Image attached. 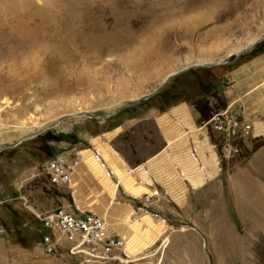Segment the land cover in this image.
Wrapping results in <instances>:
<instances>
[{
	"label": "rangeland",
	"instance_id": "374dc122",
	"mask_svg": "<svg viewBox=\"0 0 264 264\" xmlns=\"http://www.w3.org/2000/svg\"><path fill=\"white\" fill-rule=\"evenodd\" d=\"M185 19L194 24L175 25ZM263 32L264 0H0V146L12 144L0 147V264H264V135L220 151L219 169L181 204L162 197L160 223L100 189L91 206L133 240L127 261L70 252L63 238L42 252L30 211L67 200L45 177L47 158L98 136L140 162L162 145L158 114L187 86L200 91L192 76L213 85Z\"/></svg>",
	"mask_w": 264,
	"mask_h": 264
},
{
	"label": "built area",
	"instance_id": "2783aa9c",
	"mask_svg": "<svg viewBox=\"0 0 264 264\" xmlns=\"http://www.w3.org/2000/svg\"><path fill=\"white\" fill-rule=\"evenodd\" d=\"M158 115L162 145L140 162L127 164L108 140L98 136L85 147L60 150L43 162L48 183L62 187L67 200L42 210L30 209L39 222L41 235L37 245L42 252L52 253L63 238L68 241L70 252H82L92 259L127 261L120 258L121 253L130 256L131 237L110 229L104 212L91 206L97 203L100 189L109 192L107 204L120 189L134 200L127 203L129 216L140 215L152 225L160 223L164 221L158 209L162 197L179 205L187 191L204 184L219 169L220 152L209 142L208 130L218 133L222 156L234 149L235 141L264 135V122L242 119L228 107L199 122L190 117L183 103H176ZM87 173L98 184L96 187L85 185ZM85 188L92 193L86 194Z\"/></svg>",
	"mask_w": 264,
	"mask_h": 264
},
{
	"label": "crops",
	"instance_id": "0c3cea01",
	"mask_svg": "<svg viewBox=\"0 0 264 264\" xmlns=\"http://www.w3.org/2000/svg\"><path fill=\"white\" fill-rule=\"evenodd\" d=\"M217 69L220 77L207 87L204 86V80L192 76V82L200 81V91L194 84L187 86L185 99L176 103H183L195 122L224 107L242 119L264 122V41L247 54ZM207 137L217 148L221 145L217 132L208 130Z\"/></svg>",
	"mask_w": 264,
	"mask_h": 264
},
{
	"label": "water",
	"instance_id": "95a60500",
	"mask_svg": "<svg viewBox=\"0 0 264 264\" xmlns=\"http://www.w3.org/2000/svg\"><path fill=\"white\" fill-rule=\"evenodd\" d=\"M262 36H264V32L262 33V34H260L254 41H256V40H258L259 38H261ZM249 46H246L245 48H248ZM225 62H228L229 60H224ZM215 63H219V61L218 62H215ZM174 73H176V72H174ZM168 76H170V75H167L166 76V78L168 77ZM165 78V79H166ZM164 79V80H165ZM163 80V81H164ZM163 81L156 87V89H158L161 85H162V83H163ZM151 93V92H150ZM150 93H148V94H150ZM148 94H146V96L148 95ZM126 105H128V104H124V105H118V106H116L113 110H112V112H114L115 110H117V109H120V108H123L124 106H126ZM111 112H109V113H105V114H102L101 116H103V115H108V114H110ZM75 114L76 115H91V113H89V112H87V111H80V112H75ZM20 139H18V140H16L14 143H16V142H18ZM8 145H12V144H6V145H3V146H0V147H5V146H8Z\"/></svg>",
	"mask_w": 264,
	"mask_h": 264
},
{
	"label": "bare ground",
	"instance_id": "6f19581e",
	"mask_svg": "<svg viewBox=\"0 0 264 264\" xmlns=\"http://www.w3.org/2000/svg\"><path fill=\"white\" fill-rule=\"evenodd\" d=\"M194 23H190L189 21H187L186 19L185 20H182V21H178V22H176V24L175 25H178V26H180V27H182V28H188V27H190L191 25H193ZM74 115H76V114H74ZM102 182H103V185H105L106 186V184H105V182H104V180H102ZM157 232H159V231H157ZM148 235H149V233H148ZM145 236H147V235H145ZM149 238H150V236H149ZM130 239V238H129ZM137 239V238H136ZM166 238H164V240H165ZM130 241H133V240H130ZM136 241V240H135ZM136 242H138V241H136Z\"/></svg>",
	"mask_w": 264,
	"mask_h": 264
}]
</instances>
